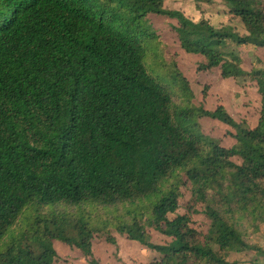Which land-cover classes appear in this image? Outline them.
<instances>
[{"label":"trees","instance_id":"16d2710c","mask_svg":"<svg viewBox=\"0 0 264 264\" xmlns=\"http://www.w3.org/2000/svg\"><path fill=\"white\" fill-rule=\"evenodd\" d=\"M221 1L244 33L165 0H0V264H55V242L98 264L93 238L115 244L113 231L161 255L148 264H232L254 249L244 237L264 225V69L244 70L235 49L264 48V0ZM150 14L177 21L199 71L256 81L254 127L195 104ZM204 117L235 144L204 134ZM200 206L207 233L193 227Z\"/></svg>","mask_w":264,"mask_h":264},{"label":"rangeland","instance_id":"374dc122","mask_svg":"<svg viewBox=\"0 0 264 264\" xmlns=\"http://www.w3.org/2000/svg\"><path fill=\"white\" fill-rule=\"evenodd\" d=\"M164 7L168 10H179L194 21L206 18L220 27L222 25L233 26L238 32L244 33V27L240 19L232 16L221 0H213L211 3L196 4L193 0H165ZM149 21L157 34L161 36L168 53L174 55L182 73L189 79L195 98L194 102L206 110H215L224 106L229 115L236 122H247L251 127L257 124L261 109V97L258 93L256 81L251 77L223 78L221 69L214 68L210 71H199L198 66L202 61L200 55L186 53L179 44L174 27L178 25L175 19L166 16L149 15ZM237 54L242 58V67L251 71L254 66L264 69V48L254 49L251 46L236 47ZM204 134L218 139L225 147L235 144L234 130L228 125L208 117L200 121ZM233 161L241 163V159L234 157ZM178 214L185 213V205L190 198L187 190ZM199 214L193 216V227L198 231L207 233L210 222L203 214V207L198 208ZM173 217V215H170ZM152 242L164 244L171 241L154 230L149 231ZM115 244L106 241V234H98L93 238V258L98 264H148L161 258V255L132 241L126 235H120L113 231ZM244 240L254 247L252 250L232 252L229 261L232 264H264V225L259 232L251 233ZM54 247L58 253L55 264H90L83 254L76 248H70L61 242H55ZM260 258L257 263L255 258ZM263 259V260H262Z\"/></svg>","mask_w":264,"mask_h":264},{"label":"crops","instance_id":"0c3cea01","mask_svg":"<svg viewBox=\"0 0 264 264\" xmlns=\"http://www.w3.org/2000/svg\"><path fill=\"white\" fill-rule=\"evenodd\" d=\"M54 244H56V243H54ZM238 252H239V251H238ZM260 258H262V257L255 258V260H257V263L260 262V260H261ZM262 260H263V259H262ZM263 261H264V260H263Z\"/></svg>","mask_w":264,"mask_h":264}]
</instances>
